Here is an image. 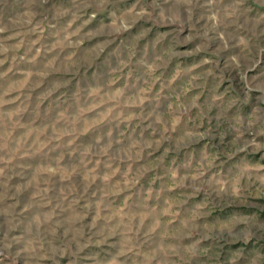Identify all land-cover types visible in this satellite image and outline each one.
Listing matches in <instances>:
<instances>
[{
	"label": "rangeland",
	"instance_id": "374dc122",
	"mask_svg": "<svg viewBox=\"0 0 264 264\" xmlns=\"http://www.w3.org/2000/svg\"><path fill=\"white\" fill-rule=\"evenodd\" d=\"M0 264H264V0H0Z\"/></svg>",
	"mask_w": 264,
	"mask_h": 264
}]
</instances>
